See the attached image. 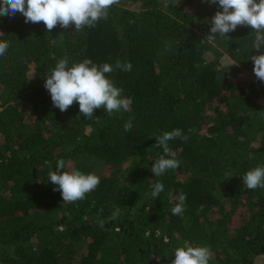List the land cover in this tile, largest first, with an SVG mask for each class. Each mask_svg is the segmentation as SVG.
<instances>
[{
	"label": "trees",
	"instance_id": "1",
	"mask_svg": "<svg viewBox=\"0 0 264 264\" xmlns=\"http://www.w3.org/2000/svg\"><path fill=\"white\" fill-rule=\"evenodd\" d=\"M217 11L208 0H120L95 27L50 32L0 16L10 44L0 57V264H171L185 243L209 247V264H264V189L243 183L264 165V81L250 59L264 47L253 49L246 25L206 40ZM65 56L69 66L131 62L106 74L130 110L87 119L78 103L54 107L44 84ZM177 128L188 137L169 141L180 167L157 177L155 136ZM60 159L100 185L64 203L48 181ZM158 181L165 191L153 199ZM181 192L185 211L173 215Z\"/></svg>",
	"mask_w": 264,
	"mask_h": 264
},
{
	"label": "clouds",
	"instance_id": "2",
	"mask_svg": "<svg viewBox=\"0 0 264 264\" xmlns=\"http://www.w3.org/2000/svg\"><path fill=\"white\" fill-rule=\"evenodd\" d=\"M211 4L218 2L222 11H217L211 18L210 34L206 40L211 41L217 35L223 37L235 31L240 25L250 26L255 33L253 49L264 47V0H208ZM120 4V0H0V16L14 18L17 13L25 17V23H40L46 26L50 32L57 25L68 29L73 24L75 31H81L85 26L92 28L101 19H106L109 9ZM10 44L0 40V57L6 55ZM254 61V74L264 81V54L254 55L250 58ZM132 63L117 61L115 67L109 63L96 65L91 59L69 66V58L60 59L51 74L46 76L44 87L49 92L53 106L60 111H67L74 103L79 104L80 114L87 119L94 117L96 109L103 108L111 115L121 109L130 110L132 103L130 97H123V89L115 85L108 75L114 70L131 71ZM264 117V111H259ZM99 120V118H96ZM133 128L132 120L124 124V130ZM156 147L163 148V155L154 162L151 171L155 176L164 175L168 170L180 167L181 161L176 153L169 148V141L188 137L182 129L166 131L155 136ZM70 168V164L68 165ZM66 162L60 159L57 162V170L48 173V181L57 187L54 191H60L64 203L84 200L90 192L97 189L101 178L95 173L85 174L80 170H64ZM245 188L255 190L264 189V165L256 166L243 175ZM165 191L162 182H156L151 186L150 195L153 199ZM169 199L173 198L171 192ZM187 195L179 194L178 201L171 209L173 215H181L186 208ZM103 210H101L102 212ZM118 213L114 212L108 219L114 220ZM99 227L103 228L105 221L99 220ZM175 259L171 264H209L213 253L207 246H191L185 243L178 247L174 253Z\"/></svg>",
	"mask_w": 264,
	"mask_h": 264
},
{
	"label": "rangeland",
	"instance_id": "3",
	"mask_svg": "<svg viewBox=\"0 0 264 264\" xmlns=\"http://www.w3.org/2000/svg\"><path fill=\"white\" fill-rule=\"evenodd\" d=\"M224 63L227 64V65H229L228 67H231V65H232V61H231V59H229V58L224 59ZM98 168L102 170V167H98ZM101 170H100V171H101ZM239 218H240V213H238V214L234 217L235 223L238 221Z\"/></svg>",
	"mask_w": 264,
	"mask_h": 264
}]
</instances>
